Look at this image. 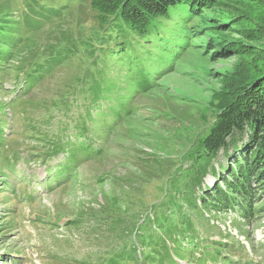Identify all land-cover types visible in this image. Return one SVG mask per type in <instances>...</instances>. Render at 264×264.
Wrapping results in <instances>:
<instances>
[{"label": "rangeland", "instance_id": "1", "mask_svg": "<svg viewBox=\"0 0 264 264\" xmlns=\"http://www.w3.org/2000/svg\"><path fill=\"white\" fill-rule=\"evenodd\" d=\"M24 1L0 0V16L7 17L8 27L14 29L0 28L7 32L0 38V51L9 50L13 33L19 55L15 60L0 55L6 58L0 77L6 66L11 67L9 76L0 79V126L7 127L0 145V264H97L99 259L111 258L105 256L108 253L133 248L142 256L146 250L133 232L142 231L140 225L151 207L165 205L158 192L166 180H156L158 168L151 161L158 158L162 167L170 157L178 166L181 163L183 176L191 167L184 155L208 132L226 102L264 77V0H211L187 14L185 22L176 16L158 22L153 43L142 53L154 58L151 89L134 91L124 81L127 94L122 102L128 112L118 121L110 112L97 116L107 125L116 122V127L105 136L96 124V138L86 145L96 151L79 156L69 172L63 154L44 166L34 154L39 157L36 150L42 143L37 134L44 135L40 129L46 121L74 120L84 115V106L91 105L87 96L71 97L69 112L52 109L53 101L66 97L75 86L81 61L65 60L25 92L23 84L16 91L15 83L29 71L28 63L45 58L55 46L66 47L61 42L67 38L85 40L98 34L112 18L83 0L80 5L71 3L58 18L28 28L20 24L28 7ZM116 73L111 69L106 74L122 78L123 72ZM71 112L75 115L68 117ZM10 150L19 159L8 160ZM212 183L207 175L205 186ZM121 195L126 197L125 205ZM257 199L250 219L236 212L211 215L227 243L219 264H239L242 259L264 264V194ZM119 206L132 208L126 212ZM72 220L82 223L71 224ZM209 239L218 238L209 235Z\"/></svg>", "mask_w": 264, "mask_h": 264}, {"label": "trees", "instance_id": "2", "mask_svg": "<svg viewBox=\"0 0 264 264\" xmlns=\"http://www.w3.org/2000/svg\"><path fill=\"white\" fill-rule=\"evenodd\" d=\"M89 1L100 12L110 14L111 23L108 21L103 29L97 31L98 34L92 36L93 38H67L61 42L66 47L55 46L49 49L48 56L37 59L32 64L28 63L29 71H25L15 83L16 91L23 84L25 92L34 83L39 82L45 73L52 72L65 60L78 58L81 61L82 72L74 78L72 85L75 86L71 87L66 97L54 100L52 109L69 112L68 108L74 102L69 104L71 97L76 100L75 97L87 96L91 105L84 106V115H78L74 120L65 122L60 119L54 124L46 121L45 128L40 129L44 135L37 134L42 143L40 150H36L39 157L34 154V159L42 158V161H39L41 166L57 154H63L64 163L67 162L66 172L79 156L84 154L89 157L96 151L92 146H86L96 138L93 131L97 130L96 124L103 127L105 136L116 127V122L107 125L97 117L98 115L103 116L110 112L111 117L118 121L128 112L122 102L127 94V87H122L124 81L128 85L131 84L134 91L147 93L151 89L155 80L150 70L154 58L147 59L142 53L147 45L153 43L152 35L155 33L156 24L160 21H173L174 16L185 22L183 18L187 14L195 12L200 4H209L211 0ZM24 2L23 5L28 7L22 11L24 16L20 18V24L31 28L34 22L58 18L63 10L72 6L71 3L80 5L83 0ZM9 23L7 17L0 16V28H11L8 27ZM4 30L0 31V38L7 34L3 33ZM13 30L11 28L10 32ZM10 35L14 40V34ZM13 40L9 43V50L0 51V55L4 54L3 57L15 60L19 55L16 54L17 47ZM5 59H0V67ZM10 68L6 66L1 77L9 76ZM111 69L117 72L116 74L123 72L122 78L111 79L110 74H106ZM74 115L72 112L68 113V117ZM5 127L6 125L0 126V145ZM183 159L189 161L191 166L183 176L180 174L183 170L179 168L181 163L178 166L170 157L163 161L165 166L162 167L159 166L158 158L151 161V164L158 168L159 176H156V180H166L164 189L158 192L159 200L165 205L151 207L140 225L139 231H142L133 232L137 238L136 242L146 250L145 254L138 257L135 248L120 254L108 253L105 256L111 258L99 259L97 264H123L122 260L132 264H142V260L145 264L217 262L220 251L227 247V243L226 238L222 239V233H217L219 229L214 225V221L210 220L211 215L236 212L243 218L250 219L254 216L252 204L259 200L257 197L264 194V77L251 88L243 87L235 100L226 102L208 132ZM223 161L225 165H222ZM173 168L174 175H168ZM207 175L213 179L211 186L204 184ZM120 197L125 205L126 197ZM129 207L132 208L119 206V209L127 212ZM79 221L72 220L71 224H81L82 221ZM209 235H215L218 239L210 240ZM209 249L214 253H210ZM2 262L0 257V263Z\"/></svg>", "mask_w": 264, "mask_h": 264}]
</instances>
